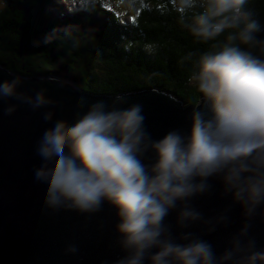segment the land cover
<instances>
[{
    "label": "clouds",
    "instance_id": "9594fccd",
    "mask_svg": "<svg viewBox=\"0 0 264 264\" xmlns=\"http://www.w3.org/2000/svg\"><path fill=\"white\" fill-rule=\"evenodd\" d=\"M98 2L74 0L81 10ZM248 4L170 0L183 27L210 47L184 57H198L187 83L203 97L188 116L190 127L171 129L159 139L146 128L143 105L120 107L127 103L123 95L111 104L77 98L70 122L56 119L51 106L59 101L47 88L22 91L19 76L0 82V101H17L4 109L6 115L28 106L49 109L42 119L54 121L35 146L42 162L34 178L46 184L45 208L89 216L105 204L115 209L116 244L123 255L114 264H264V248L250 235L251 222L264 217V39L258 38L261 25ZM51 40V34L45 37L46 43ZM155 48L145 45L150 54ZM49 79L60 83L55 76ZM213 180L230 204L205 217L193 201L214 192ZM237 205L244 223L218 254L203 236L227 227ZM173 212L175 226L168 222ZM195 225L204 232L191 231ZM66 251L77 248L70 244Z\"/></svg>",
    "mask_w": 264,
    "mask_h": 264
},
{
    "label": "water",
    "instance_id": "95a60500",
    "mask_svg": "<svg viewBox=\"0 0 264 264\" xmlns=\"http://www.w3.org/2000/svg\"><path fill=\"white\" fill-rule=\"evenodd\" d=\"M257 35L264 39V29ZM16 76L24 81L22 91L35 94L48 89V95L59 101L51 106L56 111V119L72 122L77 111L76 100L81 96L86 97L89 104L97 100L111 104L115 99V96L83 92L64 78L57 77L60 83H53L49 75L26 77L0 65V82ZM123 96L127 103L120 107H128L132 103L143 105L145 125L153 139L162 138L174 128L190 127L188 116L197 106H187L182 99L157 88ZM10 103L17 101H0V264H114L123 255L116 244L118 219L115 209L105 204L100 212L89 216L45 208L46 184L34 178V169L42 162L35 153V146L43 131L54 121L46 123L42 119V113L49 109L33 111L28 106H21L14 114L6 115L4 109ZM151 155L145 162H149ZM212 183L215 186L212 194L193 201L205 217L218 214L230 204V198H221L219 182L213 180ZM229 215L227 227L220 226L214 233L203 236L213 244L218 254L244 223L238 205L232 207ZM175 216L173 212L168 217L173 226ZM251 223L250 235L258 247L264 248V217L257 216ZM174 231L179 233L175 227ZM191 231L202 234L204 229L195 225ZM70 244L76 246L75 253L66 251Z\"/></svg>",
    "mask_w": 264,
    "mask_h": 264
},
{
    "label": "trees",
    "instance_id": "16d2710c",
    "mask_svg": "<svg viewBox=\"0 0 264 264\" xmlns=\"http://www.w3.org/2000/svg\"><path fill=\"white\" fill-rule=\"evenodd\" d=\"M247 10L263 30L264 0H249ZM209 47L183 27L170 0H145L132 20L100 0L88 10L55 0H3L0 7V65L26 77L64 78L94 95L157 88L198 105L202 94L187 83L198 57H184Z\"/></svg>",
    "mask_w": 264,
    "mask_h": 264
},
{
    "label": "rangeland",
    "instance_id": "374dc122",
    "mask_svg": "<svg viewBox=\"0 0 264 264\" xmlns=\"http://www.w3.org/2000/svg\"><path fill=\"white\" fill-rule=\"evenodd\" d=\"M107 7L117 11L125 20H132L137 16V13L145 0H100ZM59 6H74V0H55ZM65 4V5H64ZM3 5V0H0V7Z\"/></svg>",
    "mask_w": 264,
    "mask_h": 264
}]
</instances>
